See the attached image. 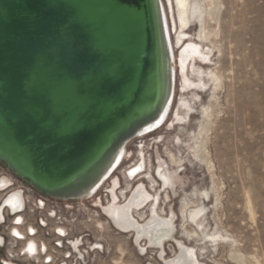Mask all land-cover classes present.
<instances>
[{
    "label": "water",
    "instance_id": "95a60500",
    "mask_svg": "<svg viewBox=\"0 0 264 264\" xmlns=\"http://www.w3.org/2000/svg\"><path fill=\"white\" fill-rule=\"evenodd\" d=\"M156 8L154 0H0V162L41 193L76 199L62 194L156 122Z\"/></svg>",
    "mask_w": 264,
    "mask_h": 264
},
{
    "label": "rangeland",
    "instance_id": "374dc122",
    "mask_svg": "<svg viewBox=\"0 0 264 264\" xmlns=\"http://www.w3.org/2000/svg\"><path fill=\"white\" fill-rule=\"evenodd\" d=\"M163 3L172 34L184 41L178 48L193 42L202 52L184 71L195 88L187 91L178 73L166 123L131 142L112 176L121 180V201L132 185L125 170L144 161L139 182L152 194L156 189L158 213L173 212L175 227L163 247L149 248L145 238L136 243L100 220L106 249L88 264H165L179 252L178 242L195 249L201 264H264V0H219L212 19L200 26L191 16L184 30L174 0ZM150 162L172 172L169 195L151 181ZM107 188L95 197L103 200ZM136 213L143 220L147 207Z\"/></svg>",
    "mask_w": 264,
    "mask_h": 264
},
{
    "label": "bare ground",
    "instance_id": "6f19581e",
    "mask_svg": "<svg viewBox=\"0 0 264 264\" xmlns=\"http://www.w3.org/2000/svg\"><path fill=\"white\" fill-rule=\"evenodd\" d=\"M154 1L157 7L156 13L158 16V23L162 37L161 48L163 52V94L161 99L162 101L158 107L156 122L143 124L142 127L137 129L135 136L130 139L126 145L122 146L121 143L119 146H117L116 150H114L112 154L98 166L91 177L85 180L83 184L72 187V189H69L62 194V196L67 198H76L77 200L80 199L85 202L90 201L89 203H96L97 206H99V208L102 210L103 216L106 219L105 221L107 223L109 222L114 230H117L123 234H131L132 239H134L136 243L145 238L146 243L144 246L148 245L149 248L163 247L164 242L169 237H171L175 227L173 212H171L170 216L167 213L166 215L162 212L161 214L158 213L159 197L158 194H156V189L154 194H151L147 189V185H145V183L142 181L139 182V176L135 179V185L131 188L127 198L125 200L122 199L120 202V199L117 195V190L120 188L121 180L117 176L113 177L112 175L127 157V147L131 142L160 129L166 123L171 113L176 80L179 76L178 73L182 77L184 88L187 91L195 88V86H193L194 84L189 83L184 78V71L187 68L189 62L194 57H200L203 59L199 45L197 46L193 44V42L184 44L180 49H177L184 41H180L179 38L172 34L173 29H171L163 0ZM218 1L219 0H205L204 3H201L196 0H174V6L176 10L175 19L178 28L182 30L186 29L187 26L190 25V20L192 17H195L196 20L199 21L200 26H202L206 18H213V14L218 6ZM203 39H205V34L203 30L200 29L198 41L201 42ZM170 69L172 70L171 73ZM211 79L214 82L218 80L214 76H212ZM171 81H173V86H171ZM204 112L206 117L209 118L210 115L207 113V111ZM176 119H180V117L177 116ZM174 161H176L175 157ZM149 167L150 169L152 168L151 162L149 163ZM144 169V161H139L137 165L135 163L125 170L124 179L126 178L128 180H133L137 175L141 174ZM152 169L153 170L151 173L154 175L150 177L151 181L158 186L157 188L159 192L165 191L166 194L169 195V190L173 186L171 178L172 172L167 167L164 169L161 164ZM138 171L139 173H137ZM136 180H138V182H136ZM107 182H109L110 188L105 189L103 193H107L105 200L108 199V196L109 199L107 203L103 204V200H101V198L98 199V196L95 197V195ZM203 196L206 200L209 199L208 192H204ZM146 207H149L146 217L141 221L137 220L135 216L137 213L135 214V212ZM177 246L179 248V252L177 253L176 251L173 258L170 260H165V264H201L197 258L195 249L185 246L180 242H178ZM159 254L160 257H162V252Z\"/></svg>",
    "mask_w": 264,
    "mask_h": 264
},
{
    "label": "built area",
    "instance_id": "2783aa9c",
    "mask_svg": "<svg viewBox=\"0 0 264 264\" xmlns=\"http://www.w3.org/2000/svg\"><path fill=\"white\" fill-rule=\"evenodd\" d=\"M104 219L96 203L50 197L0 162V264H88L105 252Z\"/></svg>",
    "mask_w": 264,
    "mask_h": 264
},
{
    "label": "flooded vegetation",
    "instance_id": "af4514ba",
    "mask_svg": "<svg viewBox=\"0 0 264 264\" xmlns=\"http://www.w3.org/2000/svg\"><path fill=\"white\" fill-rule=\"evenodd\" d=\"M184 44H185V43H184ZM184 44H183V45H184ZM181 47H182V46H181ZM181 47H180V48H181ZM180 48H178V49H180ZM137 162H139V161H137ZM137 164H138V163H137ZM145 166H146V165H145V162H144V168H145ZM134 167H135V166H134ZM134 167H133V168H134ZM131 169H132V168H131ZM144 172H145V169H144V171H143L141 174H143ZM137 173H139V171H138ZM137 173H136V174H137ZM141 174L137 175L133 180H128V179H127L128 182L132 184V185H131V188L135 185V183H134L135 179H136L138 176H140ZM153 175H154V174H153ZM107 183H108V188H107V189H109V188H110V184H109V182H107ZM121 186H122V183H121V185H120V188H121ZM120 188H119L118 190H120ZM131 188H130V190H131ZM118 190H117V192H118ZM130 190H128V193H127V195L125 196L124 200L127 198L128 194H129V192H130ZM148 191H149V190H148ZM149 192H150V191H149ZM151 194H152V193H151ZM117 195H118V193H117ZM108 199H109V196H108ZM108 199L105 200V202L102 201V203H103V204L107 203V202H108ZM124 200H123V201H124ZM123 201H122V202H123ZM120 202H121V201H120ZM158 205H159V202H158ZM144 209H145V208H144ZM144 209H142V210H144ZM158 209H159V208H158ZM148 210H149V207H147V212H148ZM140 211H141V210H140ZM137 212H138V211H137ZM148 215H149V214H148ZM165 215H166V214H165ZM105 220H106V219H105ZM108 223H109V222H108ZM109 225H110V224H109ZM110 226H111V225H110Z\"/></svg>",
    "mask_w": 264,
    "mask_h": 264
}]
</instances>
